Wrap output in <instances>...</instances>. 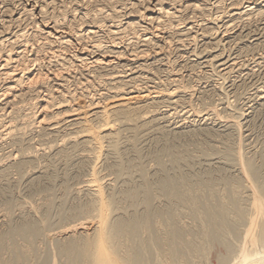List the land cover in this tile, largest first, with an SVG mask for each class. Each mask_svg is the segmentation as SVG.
Listing matches in <instances>:
<instances>
[{
  "label": "bare ground",
  "instance_id": "6f19581e",
  "mask_svg": "<svg viewBox=\"0 0 264 264\" xmlns=\"http://www.w3.org/2000/svg\"><path fill=\"white\" fill-rule=\"evenodd\" d=\"M228 1L225 8L226 0H0V264H264V155L244 152L239 120L247 116L233 113L229 121L203 93L202 109H195V86L168 68L171 47L248 40L256 19L264 20V0ZM235 26L242 31L231 37ZM214 55L206 52L201 63L230 75L237 61ZM263 94L264 84L248 98V110L264 112ZM164 104L189 109L170 121L176 111L162 112ZM149 109L136 122L152 125L162 145L153 176L137 164L133 142L126 151L131 147L134 159L120 153L127 138L115 123L134 122ZM226 124L238 140L216 130ZM218 138L221 149L209 144ZM105 141L117 157L115 186L97 171ZM182 141L197 149H179ZM131 161L141 181L133 179ZM12 173L18 182L10 184ZM80 174L70 193L86 199L70 202L57 183ZM22 180L28 193L57 185L63 192L55 202L46 193L13 204L12 187ZM56 223L59 229L45 234Z\"/></svg>",
  "mask_w": 264,
  "mask_h": 264
},
{
  "label": "rangeland",
  "instance_id": "374dc122",
  "mask_svg": "<svg viewBox=\"0 0 264 264\" xmlns=\"http://www.w3.org/2000/svg\"><path fill=\"white\" fill-rule=\"evenodd\" d=\"M227 2H224L225 3V5H224V7L225 8H227L228 7V5H229V2L230 1H228V0H226ZM227 3V4H226ZM13 4V3H12ZM16 3H14L12 6H14V7H16ZM143 5H145V2H144V4ZM19 8V7H18ZM221 10H224V9H220L219 11H221ZM215 12H213V16H217L218 14H220V12H217L216 10H214ZM257 21H255L254 22V24L255 25H253V26H255V27H252L251 29H250V32L252 33H250V35H249V37H248V40H247V38L244 40V39H241L242 41H241V43H240V41H239V43H238V41H237V43H236V41H234L233 43H231L232 41H224V42H222V43H220V44H218V46L217 47H215V46H213V47H208V48H206L205 47V45H203L204 44V41H200V40H198V41H196V42H193L192 44L190 43L189 45H186V46H188V47H179V49L177 48V49H175V48H173V47H171L170 48V52H171V54H172V56L170 55L169 56V61H170V63L171 64H169V66H168V68L169 69H171L172 71H178V73H180V75L181 76H184V77H182L183 78V81H184V83L186 84V85H188V86H195L194 87V89L196 90V98H194L193 99V101H192V103H193V106H194V108L196 107V108H201L202 109V102H203V100H200V101H202V102H199V100L197 99L198 97H200L199 95H201V96H203L202 95V93L204 94V95H207V101L205 100L204 102L205 103H209L210 104V102H211V104H213L215 107H216V109L218 110V111H220V113L219 114H221L220 116H222V117H227V115H228V117L230 116V115H232L233 113H237V112H243L247 117H245V120L244 121H242V120H239V123L241 124V127H240V130H239V132H242V133H240V139H241V141H242V145H243V148H244V152L245 153H247L248 152V154H253V153H256V152H258V154L260 153H263V155H264V112L263 113H259V112H257L256 110H248V106H250V104H252L251 102H248V101H250L251 99H248V98H250L251 97V94L254 92V89L255 88H258V87H260V86H263V84H264V30L262 29L263 28V22H264V20L263 21H260V19H256ZM259 20V21H258ZM257 22V23H256ZM259 23V24H258ZM217 25L219 26H217V28L220 30L219 32H222V28H221V24L220 23H217ZM262 26V27H261ZM237 28V29H236ZM257 28V29H256ZM236 29V30H235ZM242 28H241V26H235L234 28H233V30H231V33H229L228 32V35L230 34L231 35V37H234V36H236L237 34H239V32H240V30H241ZM252 29H254V31L252 30ZM235 30V31H234ZM258 30V31H257ZM261 30H262V32H261ZM242 31V30H241ZM235 34V35H234ZM254 36V37H253ZM256 37V38H255ZM260 37H261V39H260ZM255 38V39H254ZM260 40V41H259ZM261 40H262V43H260L261 42ZM246 41H248V42H246ZM250 41H251V43H250ZM255 41V42H254ZM258 41H259V43H258ZM203 42V43H202ZM236 43V44H235ZM255 44V45H253V44ZM256 43L257 44H259V46L260 47H258L257 45H256ZM196 44V45H195ZM226 44V45H225ZM251 44V45H250ZM243 45V46H242ZM262 45V46H261ZM194 46V47H193ZM200 46V47H199ZM226 46V47H225ZM232 46H234V47H232ZM252 46H253V48H252ZM192 47V48H191ZM222 47V48H221ZM242 47V48H241ZM244 47V48H243ZM190 48V49H189ZM205 50H204V49ZM217 48V49H216ZM232 48V49H231ZM249 48V49H248ZM254 49V50H253ZM176 50V51H175ZM202 50V51H201ZM207 50V51H206ZM212 50V51H211ZM215 50V51H214ZM221 50V51H220ZM193 51V52H192ZM198 51H199V53H198ZM204 51H205V53L206 52H211L212 53V56H213V54H215L214 56H216L217 54H222V58L223 59H229V60H233L234 62L235 61H237V62H235L236 63V66H238V64L240 65L239 67H234L233 68V70L235 71V72H233V70H231L232 72H231V74L230 75H228L229 77H227V75H225V76H221V74H222V72H220V71H222V67H218L217 65V63L215 64L214 62V64L213 65H211V66H207V65H205V64H202L201 62L205 59L204 58V56H205V53H204ZM235 51V52H234ZM180 52V53H179ZM217 54H216V53ZM234 52V53H233ZM193 53V54H192ZM195 53V54H194ZM204 53V54H203ZM178 54H179V56H178ZM200 55V56H198V55ZM226 54V55H225ZM229 54V55H228ZM240 54V55H239ZM254 56H253V55ZM183 55V56H182ZM231 55V56H230ZM192 57V59H191V57ZM228 56V57H227ZM238 56V57H237ZM171 57V58H170ZM173 57H175V58H173ZM179 57V58H178ZM184 57V58H183ZM189 57V58H188ZM259 57V58H258ZM262 57H263V59H262ZM182 58H183V60H182ZM257 58V59H256ZM250 59V60H249ZM254 59H256L260 64L258 65V63H257V61L256 60H254ZM262 59V60H261ZM175 60V61H174ZM178 60V61H177ZM188 60V61H187ZM191 62H190V61ZM198 61V62H196V61ZM246 60V61H245ZM174 61V62H173ZM185 61V62H184ZM195 61V62H194ZM182 62V63H181ZM189 62V63H188ZM241 62V63H240ZM243 62V63H242ZM255 62L257 63V64H255ZM175 63V64H174ZM196 63V64H195ZM238 63V64H237ZM182 64H183V66H182ZM165 65V64H164ZM175 67H174V66ZM203 65V66H202ZM254 65H256V66H254ZM258 65V66H257ZM159 66V67H158ZM179 66V67H178ZM199 66V67H198ZM213 66V67H212ZM217 68H216V67ZM246 66V67H245ZM261 66V67H260ZM156 68H160L161 70H163V67L161 66V64H159V65H156L155 66ZM174 67V68H173ZM243 67V68H242ZM257 67L259 68V69H257ZM176 68H177V70H176ZM212 68V69H211ZM214 68V69H213ZM238 68V69H237ZM245 68V69H244ZM256 68V69H255ZM262 68V69H261ZM180 69V70H179ZM183 70V71H182ZM193 70H195V71H193ZM197 70V71H196ZM248 70V71H247ZM250 70V71H249ZM251 70H253V71H251ZM261 70V71H260ZM192 71V72H191ZM216 73H215V72ZM255 71V73H253ZM258 71V72H257ZM260 71V72H259ZM160 72V71H159ZM208 72V73H207ZM218 72V73H217ZM236 72H237V74H236ZM250 72H252L253 74H254V76L252 75V73L250 74ZM197 73V74H196ZM220 73V74H219ZM165 71H162V72H160L158 75H160V76H158V77H160V79L161 80H164V78H165ZM189 74V75H188ZM234 74V75H233ZM241 74H243V75H241ZM248 75V77H247V75ZM164 75V76H163ZM186 75H188V76H186ZM192 75V76H191ZM195 75V76H194ZM198 75V76H197ZM217 75V76H216ZM219 75V76H218ZM246 75V76H245ZM260 75V76H259ZM199 76H200V78H199ZM221 76V77H220ZM240 76V77H239ZM242 76V77H241ZM250 76H252V77H250ZM188 77V78H187ZM190 77H191V79H190ZM224 78V80H223V78ZM238 79H237V78ZM194 80H193V79ZM216 78V79H215ZM219 78H222V79H219ZM229 78V79H228ZM245 78V79H244ZM190 79V80H189ZM243 79V80H242ZM249 79H251V80H249ZM192 80V81H191ZM220 80V81H219ZM225 80H226V83L224 84V82H225ZM227 80H228V83H227ZM259 80V81H258ZM159 80H157V78L156 79H154V83L155 82H158ZM244 81V82H243ZM248 81V82H247ZM261 81V82H260ZM220 82V83H219ZM253 82V83H252ZM259 82V83H258ZM189 83V84H188ZM203 83V84H202ZM212 83V84H211ZM217 83V84H216ZM215 84V85H214ZM220 84V85H219ZM221 84H222V88H221ZM235 84V85H234ZM236 84H237V86H236ZM240 84V85H239ZM245 86H244V85ZM255 84V85H254ZM258 84V85H257ZM198 85V86H197ZM212 85V86H211ZM239 85V86H238ZM249 85V86H248ZM254 85V86H253ZM197 86V87H196ZM218 86V87H217ZM231 86V87H230ZM236 86V87H235ZM244 86V87H243ZM212 87H215V90H213V93H212ZM217 87V88H216ZM235 87V88H234ZM242 87V88H241ZM255 87V88H254ZM165 88V87H164ZM219 88V89H218ZM221 88V89H220ZM160 89H163V87H160ZM205 89V90H204ZM199 90H201V91H199ZM207 90V91H206ZM234 91V92H233ZM251 91H253V92H251ZM205 92V93H204ZM215 93V94H214ZM248 93V94H247ZM210 95H211V97H210ZM234 95H236V97L234 96ZM250 95V96H249ZM264 95V94H263ZM221 96V97H220ZM219 99H218V98ZM226 97V98H225ZM227 97H228V99H227ZM235 97V98H234ZM246 97V98H245ZM205 98V97H204ZM208 98H210L209 100H208ZM239 98V99H238ZM195 99H197V100H195ZM203 99V98H202ZM213 99V100H212ZM221 99V100H220ZM226 99V100H225ZM217 100V101H216ZM228 100V101H227ZM215 101H216V103H215ZM229 104V102L231 103V105L229 104H227V103ZM233 102V103H232ZM199 103V104H198ZM245 103V104H244ZM196 104V105H195ZM216 104V105H215ZM225 104V105H224ZM165 105H167V104H164V105H161L160 106V108L158 107V109H160V110H162L163 109V111L162 112H165L164 110H166V108H168L167 106H165ZM212 105V106H213ZM165 106V107H164ZM180 106V107H179ZM178 107H176L175 109H173L174 108V106H169L170 108H168L167 110H170V112L171 113H173L174 114V112H175V114L177 115V116H173L174 118L173 119H170V121L172 120H174V121H177L178 120V118H179V116L183 113V111H187L189 108L187 107V105H179ZM181 106H183V107H181ZM225 106H228L227 108V110L226 109H224L225 108ZM232 106V107H231ZM162 107V108H161ZM218 107V108H217ZM187 108V109H186ZM195 108V109H196ZM233 108H234V110L236 111V112H234L233 111ZM238 109V110H237ZM240 109V110H239ZM153 109H149V110H143L142 112H136L134 115V122L133 121H125V120H120V121H114L115 123H117L116 125L119 127V129L122 131V134L124 133V135H122V140H126V138H127V141H122V144H121V148H120V153L121 154H124L125 156H127V152L128 153H130L128 156H130L132 153H131V151H132V149H131V147H129V150H127L126 151V143L128 144V142H133L135 145H137L136 147H135V145L133 146L134 147V150H135V152L136 153H138V154H141V156L140 155H138V154H134V156L135 155H138V157L137 158H139L140 157V159L138 160L137 159V161H139V162H137V164H141L140 165V167H142L144 170H146V172H147V174H149L150 176H153L152 174L154 173V166H155V162H154V160H153V154L155 153V149H159L160 148V146H162L160 143H156V141L158 140V136H156L155 135V132H153L154 130H151L150 128H151V126L150 125H148L146 128L145 127H141V125L139 126V122H136V121H138L137 120V115L138 116H143L144 114H143V112L144 111H152ZM175 110V111H174ZM182 110V111H181ZM209 109H207V111H208ZM221 110H222V112H221ZM223 110H224V114H223ZM204 111H205V109H204ZM207 111H205V112H202V115H203V113H206ZM227 111H231L230 113H227ZM251 111H253V112H251ZM169 112V113H170ZM182 112V113H181ZM248 112V113H247ZM255 112L257 113V114H255ZM141 115H140V114ZM143 114V115H142ZM179 114V115H178ZM227 114V115H226ZM255 114V115H254ZM263 116H262V115ZM146 115V114H145ZM148 115V114H147ZM226 115V116H225ZM258 115H260V116H258ZM258 116V117H257ZM177 117V118H176ZM247 119H248V121H247ZM252 119V120H251ZM227 120V119H226ZM230 120H233L232 118H230L229 117V121ZM124 121H125V123H124ZM228 121V120H227ZM251 121V122H250ZM127 122H129L128 124H127ZM162 122V121H161ZM246 122V123H245ZM114 123V124H115ZM133 123V124H132ZM134 123H136V124H134ZM245 123V124H244ZM128 125V126H127ZM137 125H138V127H137ZM248 125V126H247ZM226 126L227 127H225V125H224V127H223V125L221 126V125H218L217 127H216V130L219 132V133H221V134H224V133H226L227 131H228V133H226V134H224V135H229V134H231L232 132V134H233V136L236 134H239V133H235L236 131L234 130V128H232V127H229V128H231V129H228V124H226ZM133 128V130H132V135H136V136H132L131 135V133H129V132H131V130L130 129H128V128ZM140 127V128H139ZM222 127L223 128V130H222V128L220 129V128ZM141 128H142V130H141ZM219 128V129H218ZM144 129V130H143ZM225 129V130H224ZM233 129V130H232ZM128 130V131H127ZM148 130H151L150 132L148 131ZM127 131V132H126ZM231 131V132H230ZM258 131V132H257ZM142 132V133H141ZM145 132H147L146 134H145ZM152 132V133H151ZM144 133V134H143ZM149 133V134H148ZM126 134V135H125ZM138 134H139V136H138ZM141 134H143V137L141 136ZM148 134V135H147ZM155 135V136H153V135ZM232 134H231V141H233L234 142V140L236 141V140H238L237 138H239L238 137V135L236 136L235 135V137H233L232 136ZM248 135V136H247ZM123 136H125V139L123 138ZM140 136H141V138H140ZM147 136V137H146ZM262 136V137H261ZM134 137V138H133ZM153 137H155V139H153ZM243 137V138H242ZM245 137V138H244ZM235 138V139H234ZM247 138V139H246ZM233 139V140H232ZM250 139V140H249ZM134 140V141H133ZM140 142H139V141ZM154 140H156V141H154ZM219 140V141H218ZM258 140V141H257ZM216 141H218L219 143H217ZM215 142H210L209 144L210 145H213L214 147H218V148H223L222 146V144H223V141H221L219 138L216 140ZM220 141L222 142V144H220ZM250 141V142H249ZM123 142H124V144H123ZM139 142V143H138ZM132 143V144H133ZM144 143V144H143ZM183 143V144H182ZM205 144V143H207V142H202V141H199V143L197 144H195V145H200V146H204V147H206V145H201V144ZM185 144H187V143H184L183 141L181 142V146L179 145V142H178V146H179V149H187L188 148V150L189 149H191V148H193L194 150H196L197 149V147L195 148V146L193 147V145L192 144H190V142H189V145L187 144V145H185ZM215 144H216V146H215ZM252 144V145H251ZM263 144V145H262ZM106 145V146H105ZM124 145V146H123ZM260 145V146H259ZM102 146H103V148H105L104 149V151L105 152H103V156L101 157V159L99 158V160H97V162L99 163V165L97 164V162H96V165H97V171H98V175H99V177H105V178H103V181H105V179H106V181L105 182H107V183H109V184H112L113 186H115V184H117L116 182L115 183H112V180L114 179V175H112V167L114 166V165H111V164H115L116 163V159H117V157L115 158V157H113V153H110V151H109V149H108V144L106 143V141L104 142V143H102ZM143 146V147H142ZM187 146V147H186ZM124 147V148H123ZM257 147V148H256ZM263 147V148H262ZM138 150V149H140V150H143L142 151V153H141V151H139L138 150V152L136 151V149ZM220 148V149H221ZM261 148H262V150H261ZM107 149H108V151H107ZM123 149H125V150H123ZM128 149V148H127ZM194 150H190V151H194ZM261 150V151H260ZM123 151V152H122ZM130 151V152H129ZM154 151V152H153ZM256 151V152H255ZM260 151V152H259ZM263 151V152H262ZM107 152H109V153H107ZM152 152V153H151ZM252 152V153H251ZM109 154V155H107V154ZM194 155H196L197 153H193ZM110 155H112L111 156V158H110ZM143 155V156H142ZM151 155V156H150ZM105 156V157H104ZM114 156H116V155H114ZM134 156H132L131 155V158L132 159H134ZM107 157V158H106ZM109 158V159H108ZM130 158V160H132ZM145 158H146V160H145ZM103 159V160H102ZM114 161H112V160ZM115 159V160H114ZM211 158H209V160H210ZM213 159H216V157L214 158L213 157ZM212 159V160H213ZM106 160V161H105ZM108 160V161H107ZM142 160H144V161H142ZM152 162H151V161ZM106 162V163H105ZM143 162H147L146 164L145 163H143ZM135 163V162H134ZM134 163H133V161H131L129 164H128V167H129V169H130V167H131V169H130V172L132 173V177H133V179L134 180H140L141 181V177L139 176V172H137V174H136V168H133L132 166L134 165ZM110 164V165H109ZM142 164H144V165H142ZM152 164H154L153 165V168H151L152 167ZM109 165V167H107ZM111 166V167H110ZM100 167V168H99ZM148 167H150V170H149V168ZM147 168V169H146ZM103 169V170H102ZM60 170H61V172L64 170V167H59V173H61L60 172ZM135 170V171H134ZM109 173V174H108ZM11 175H13V176H11ZM10 176V180H11V183L10 184H12V181L13 182H15V180H16V182H18V180H17V176L15 177V175L12 173ZM137 175V176H136ZM148 175V176H149ZM81 176V177H80ZM82 176H83V174H80L79 175V177L78 178H74L73 180L72 179H70V180H68L65 184L64 183H62V182H58L57 184H59L60 185V183H61V185L65 188V190L67 191V192H65L64 193V196L67 198V200L68 201H70V202H72L71 200H73V198L74 197H77L78 199H80V200H85L86 199V196H85V194H82V193H80L79 195H77V196H75L74 194L71 196V194H72V192L70 193V191H71V189L72 188H74V186H75V184L80 180V179H82ZM16 179H15V178ZM112 178V179H108V178ZM144 177V176H143ZM137 178V179H136ZM13 179V180H12ZM107 180H109V181H107ZM110 181H111V183H110ZM119 183V182H118ZM18 184H20L19 186L18 185H16V186H18V188H20L19 190L20 191H18V188L16 187H12L13 188V192H14V198L15 199H13V204L14 203H18V202H23L24 200H27V201H36V200H38V198H40V197H42L43 195H45L46 193H48V195H51V197H50V200H52L53 202H55V197H56V195L57 194H61L63 191L61 190V186H56L55 188H53V190H51V191H49V192H46V191H43V190H37V191H34V192H29L30 193V195H29V193L27 192V190L25 189V186H24V181L22 180V181H20ZM64 185H67V186H64ZM23 187V188H22ZM76 187V186H75ZM60 190L62 191V192H60ZM16 192V193H15ZM41 192V193H40ZM43 192V193H42ZM67 193V194H66ZM17 194V195H16ZM18 194H19V197H18ZM41 195V196H40ZM47 195V194H46ZM84 196V198H83V196ZM15 196H17V197H15ZM23 197H25V198H23ZM19 198V199H18ZM37 198V199H36ZM17 199V200H16ZM24 199V200H23ZM21 200V201H20ZM0 213H1V211H2V209L4 208V206L3 205H1L0 204ZM0 216H1V214H0ZM82 220H78L77 222H81ZM77 222H75V223H77ZM59 225L56 223L55 225H51V227L50 228H47L48 230H46L45 232V234H50L51 235V233L53 234V233H55L56 231H57V229H59V227H58ZM56 228V229H55ZM55 229V230H54ZM51 231V232H50Z\"/></svg>",
  "mask_w": 264,
  "mask_h": 264
}]
</instances>
